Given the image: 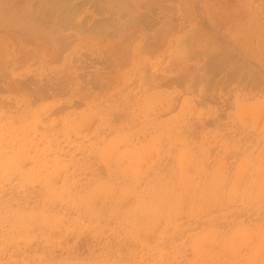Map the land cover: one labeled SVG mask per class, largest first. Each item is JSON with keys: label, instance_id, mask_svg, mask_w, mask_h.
Here are the masks:
<instances>
[{"label": "rangeland", "instance_id": "rangeland-1", "mask_svg": "<svg viewBox=\"0 0 264 264\" xmlns=\"http://www.w3.org/2000/svg\"><path fill=\"white\" fill-rule=\"evenodd\" d=\"M0 264H264V0H0Z\"/></svg>", "mask_w": 264, "mask_h": 264}]
</instances>
